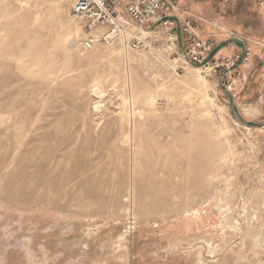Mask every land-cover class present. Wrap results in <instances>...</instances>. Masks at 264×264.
<instances>
[{
  "label": "rangeland",
  "instance_id": "rangeland-1",
  "mask_svg": "<svg viewBox=\"0 0 264 264\" xmlns=\"http://www.w3.org/2000/svg\"><path fill=\"white\" fill-rule=\"evenodd\" d=\"M181 3L248 40L223 84L254 126L227 66L84 50L72 0H0V264H264V0Z\"/></svg>",
  "mask_w": 264,
  "mask_h": 264
},
{
  "label": "built area",
  "instance_id": "built-area-1",
  "mask_svg": "<svg viewBox=\"0 0 264 264\" xmlns=\"http://www.w3.org/2000/svg\"><path fill=\"white\" fill-rule=\"evenodd\" d=\"M71 14L82 23L80 45L84 50L120 38L134 52L163 54L164 58L172 57L177 52V55L170 58L176 64V73L184 69V63H202L219 43L201 32L197 20L184 8L181 0H72ZM178 27L182 34L183 48L178 42ZM143 33L155 35L143 36ZM239 55L220 62L214 58L202 68H210L211 64L213 69L221 66L229 68L238 60ZM249 60L250 52L247 49L242 64ZM225 86L235 98L237 93L232 84Z\"/></svg>",
  "mask_w": 264,
  "mask_h": 264
},
{
  "label": "water",
  "instance_id": "water-1",
  "mask_svg": "<svg viewBox=\"0 0 264 264\" xmlns=\"http://www.w3.org/2000/svg\"><path fill=\"white\" fill-rule=\"evenodd\" d=\"M170 19L177 20V18H175V17H170ZM158 24L159 23H157L156 25H158ZM177 35H178L179 45H180L181 48H183V45H182V34H181L180 27L177 28ZM228 45H232V46L237 47L240 50V55H239L238 60L231 67H229L228 69H226L221 74V76L219 78V83L221 85L222 92L229 98L231 108L236 113L238 121L240 123L245 124V125H248V126H254L255 123L249 122V121H245L244 117L239 113L238 106H237V104L235 102V99H234L232 93L223 84V81L226 78L227 74L229 72L237 69L242 64L243 58H244V56L246 54V51H247V44H246V42L242 38L237 37V36H232V37H229V38H227V39H225L223 41H220L212 49V51L208 54V56L206 57V59L202 63H199V64L191 63V65L192 66H196V67H204V66H206L208 63H210L217 56V54L223 48L227 47Z\"/></svg>",
  "mask_w": 264,
  "mask_h": 264
},
{
  "label": "crops",
  "instance_id": "crops-1",
  "mask_svg": "<svg viewBox=\"0 0 264 264\" xmlns=\"http://www.w3.org/2000/svg\"><path fill=\"white\" fill-rule=\"evenodd\" d=\"M207 31L209 32V31H211V30H207ZM214 36H215V35H214ZM231 36H233V35H228V36H226V37H221V38H219V40H218L217 42L223 41V40H225V39H227L228 37H231ZM236 36L242 38V39L246 42V44H247V49L250 51V50H251V47H250V45H249V43H248V40H247L244 36H242V35H236ZM236 54H240V50H239L237 47H235V46L228 45L227 47L223 48V49L217 54V56L215 57V61H216V62H220L222 59L232 57V56H234V55H236ZM243 64H244V65H243ZM243 64L240 66L239 69L233 71L232 75H234V76L236 77V75L239 74V72L242 71V69L244 68V66H247V63H243ZM247 75H248V73H247L246 75H244L243 78H241V77H238V78H237V79H238V80H237V83L240 82V85L242 86V89H243V87H244V84H243V81H242V80L247 79V77H248ZM245 84H246V83H245Z\"/></svg>",
  "mask_w": 264,
  "mask_h": 264
},
{
  "label": "bare ground",
  "instance_id": "bare-ground-1",
  "mask_svg": "<svg viewBox=\"0 0 264 264\" xmlns=\"http://www.w3.org/2000/svg\"><path fill=\"white\" fill-rule=\"evenodd\" d=\"M196 70H197V69H196ZM22 159H24V158H22ZM22 162H23L22 160H19V164H21ZM15 189H16V188H15ZM15 189H14V190H15ZM20 190H21V189H20ZM20 190H19V191H20ZM68 190H69V189H68ZM16 192H17V191H16ZM28 192H29V191H28ZM61 192H62V191H61ZM61 192H60V193H61ZM31 193H32V192H31ZM75 193H76V192H75ZM73 194H74V193H73ZM21 195H22V194H21ZM68 195H69V194H68ZM9 196H10V195H9ZM18 197H19V196H18ZM65 197H67V195H66ZM8 198H9V197H8ZM18 199H19V198H18ZM72 199H73V198H72ZM72 199H70V200H72ZM86 200H89V199L87 198ZM86 200H85V201H86ZM42 204H44V202H43ZM35 205H36V204H35ZM36 206H37V205H36ZM42 206H43V205H42Z\"/></svg>",
  "mask_w": 264,
  "mask_h": 264
}]
</instances>
